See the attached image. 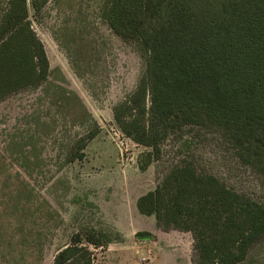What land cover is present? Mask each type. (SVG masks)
Returning <instances> with one entry per match:
<instances>
[{"label":"trees","instance_id":"obj_1","mask_svg":"<svg viewBox=\"0 0 264 264\" xmlns=\"http://www.w3.org/2000/svg\"><path fill=\"white\" fill-rule=\"evenodd\" d=\"M47 2L0 0V102L30 89L53 93L56 106L88 125L68 154L70 163L82 161L101 129L75 92L50 80L46 49L30 20V10L40 14ZM101 15L144 60L135 90L113 108L121 132L150 149L139 160L140 170L162 157L170 138L191 136L185 140L190 151L194 132L218 136L264 179V0H105ZM36 138L32 127L13 138L11 147L19 152L7 158L20 166L36 164ZM6 163L0 153V261L11 256L9 262L17 264L18 253L23 264L41 257L42 237L33 226L48 202L20 174L10 185ZM136 207L165 231L191 233L195 264H242L264 239V204L206 172L194 153L185 154ZM14 219L19 228L9 233L11 224L3 221ZM152 237L136 234L140 240ZM111 243L109 234L87 228L53 264H94L90 246Z\"/></svg>","mask_w":264,"mask_h":264},{"label":"rangeland","instance_id":"obj_2","mask_svg":"<svg viewBox=\"0 0 264 264\" xmlns=\"http://www.w3.org/2000/svg\"><path fill=\"white\" fill-rule=\"evenodd\" d=\"M104 1L48 0L40 14L30 10L32 26L53 71L50 80L75 92L100 126L85 149L84 160L70 163L68 154L88 125H82L68 108L56 106L53 93L30 89L0 102V153L7 160L4 167L10 185L20 174L48 202L39 213L44 218L33 226L42 237L41 257L27 258L23 264H53L72 237L87 228L113 239L104 247L90 246L94 264H195L192 234L159 228L155 217L138 212V198L154 190L188 152L195 154L206 172L262 204L264 179L243 166L218 136L199 137L194 132L190 151L185 140L191 136L170 138L162 157L140 170L139 160L150 149L121 132L113 108L135 90L144 60L136 46L119 38L102 18ZM30 127L37 135L39 160L20 166L7 158L8 153L19 152L11 147L12 140ZM3 223L11 224L9 233L19 228L16 219ZM137 233L153 237L140 240ZM15 257L18 264V253ZM10 258L0 264H14ZM242 264H264V239L251 248Z\"/></svg>","mask_w":264,"mask_h":264}]
</instances>
